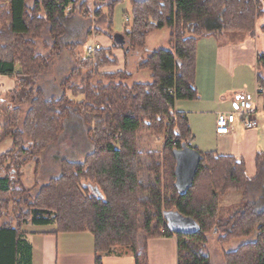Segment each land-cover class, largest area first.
I'll use <instances>...</instances> for the list:
<instances>
[{"label":"trees","instance_id":"16d2710c","mask_svg":"<svg viewBox=\"0 0 264 264\" xmlns=\"http://www.w3.org/2000/svg\"><path fill=\"white\" fill-rule=\"evenodd\" d=\"M124 1L131 13L123 32L127 42L119 45L113 14ZM94 5L93 28L112 46L94 39L102 47L93 55H76L68 75L52 82L44 77L55 59L65 50L74 53L90 37L92 21L78 19L89 0H0V86L5 89L0 92V145L12 142L0 154V217L10 216L0 224V264H32L33 246L24 229L28 224H54L53 233L91 232L96 264L125 240L136 264H149L148 240L163 235L176 236L178 264H213L207 235L215 228L222 243L255 236L226 253L225 264H264V151L257 152L256 175L250 177L243 158L198 150L187 114L176 108L178 101L200 96L195 83L198 41L229 32L254 36L257 20L264 17V0H96ZM75 23L76 37L71 38ZM163 29L170 30L171 47L150 49L149 34ZM114 49L124 51L125 69L104 71L117 65ZM138 51L146 52L138 69L150 72L151 80L129 83L128 57ZM259 58L257 94L264 110V54ZM51 83L56 91L49 92ZM71 118L81 121L92 150L82 161L60 159V175L31 199L16 174L32 160L39 165L47 149L60 142ZM144 127L156 133L168 130L169 139L163 158L153 159L150 166L167 194L153 187L152 201L140 196L144 165L138 134ZM184 144L202 159L193 184L182 192L173 151ZM228 192L241 193V199L222 206ZM173 213L197 227L174 230Z\"/></svg>","mask_w":264,"mask_h":264},{"label":"crops","instance_id":"0c3cea01","mask_svg":"<svg viewBox=\"0 0 264 264\" xmlns=\"http://www.w3.org/2000/svg\"><path fill=\"white\" fill-rule=\"evenodd\" d=\"M97 38L105 46H112L108 37L99 36ZM223 38V36L218 39L208 36L198 41L195 83L200 96L197 99L178 101L176 108L187 114L193 133L192 142L198 150L201 151V145H203L206 151L202 152L217 151L221 155L243 158L249 176L254 177L256 175V154L262 151L260 150L262 139L258 127L247 129L238 116L231 133L218 134L216 119L219 112L231 110L233 99L231 96L234 92L254 90L253 93L258 97L257 65L260 59L258 42L251 38L241 43L223 42L221 41ZM113 54L118 60L117 65L106 67L104 71L113 72L125 69L124 51L114 49ZM11 85L10 81L6 82L7 87ZM254 94L249 95L253 102L259 103V111V97L253 100ZM202 128L203 131H201ZM7 140L5 141L8 142V146L5 151L9 150L12 145L11 140ZM235 199L238 202L241 199V193L235 196ZM48 226L52 228L29 230L27 225L24 228L27 232V239L33 246L32 264H96L97 254L94 236L91 232L53 233L56 225ZM148 257L149 264H178L176 236L163 235L150 238ZM102 264H136V260L132 250L116 249L102 254Z\"/></svg>","mask_w":264,"mask_h":264},{"label":"rangeland","instance_id":"374dc122","mask_svg":"<svg viewBox=\"0 0 264 264\" xmlns=\"http://www.w3.org/2000/svg\"><path fill=\"white\" fill-rule=\"evenodd\" d=\"M95 1L96 0H89V7L84 9L83 13H81V15L79 14L80 17H78V19H81V21L83 20L92 21L91 23L92 32L90 34V37L85 39L84 42L80 45V47L76 51H74V53H71L68 50H65V52H63L61 57L55 59L51 67V70L44 77L45 81L50 80V79H51L50 81H52V80L57 79L58 77L61 78V77L68 75V73L70 72V69L74 65H76L77 56L87 55V46L92 44L94 39L97 38V34L94 30V28L96 27L94 22H96L97 18L94 15H92L95 13V5H94ZM67 12H70V11L68 10ZM130 13H131V6L128 1H124L116 5L114 14H113V30L115 33H123L125 31V29L127 28L126 16L127 14H129L130 16ZM263 22H264V17L259 18L257 20V29L255 31L254 36L247 35L246 33L229 32L223 35L224 38L221 39V41L223 42L233 41V43L235 42L241 43V42H244L245 40L248 41V38H251L252 40H257L258 42L257 46H258V51L260 55L264 54V31L261 29V25ZM76 27H77V24L75 23V27H73L74 30H71L70 32L71 38L76 37V34H74V31H76ZM101 27L102 28L105 27L104 24H102ZM170 39H171L170 30L163 29L160 31L150 33L148 40H147V44L150 49L167 48V47H171ZM145 56H146L145 51H138V52L130 53L128 57L129 70L130 72H132L133 76L128 81L129 83L148 82L151 80L150 72L138 69V64L140 63L141 59ZM262 74L264 76V68L262 69ZM0 80H1V77H0ZM76 80L79 81V79H76ZM252 82H254L253 79H252ZM4 90L5 89L2 86H0V92H3ZM50 91H56L55 84H52V83L50 84L49 92ZM253 91L246 90L245 92L253 95L254 94ZM234 93L231 96L232 98H233ZM2 94L4 93H0V95ZM256 97L257 96H255L254 94L253 100H256ZM259 102H260V107H259V111L257 112V117L259 119L258 129L260 131L261 139H262L260 150L264 151V110H263V99L260 96H259ZM258 106H259V103H257V107ZM27 108H28V105H25L23 116ZM231 110H232V104H231ZM225 112H228V111H225ZM201 131H203V128ZM168 140H169L168 130L162 133H156L144 127L142 131H140L138 134V149H139V153L142 156L141 158H142L143 165H144L142 176L140 178L141 187H142L140 196L142 200L144 201H147L150 199L151 201L153 200V195H152L153 187L154 188L158 187V190L162 193V196H165L167 194V192L164 190L163 183H161L158 186L156 175L150 172V166H151L153 159L161 160L163 158L165 143ZM203 140L205 142V138ZM7 141L3 142L0 145V154L6 150L8 146ZM209 141H206V142H209ZM91 150H92V145L88 139L87 133L81 121L78 118H75V119L71 118L67 121L66 129H65V132L60 142H58V144L56 145L50 146L47 149V151L41 156L39 165H37L34 160L25 164V166L21 168V172L16 174L17 179L20 181V185L29 189V196L31 199H33L37 195V193L40 191L43 185L47 184L53 177L60 175V172H61L60 165H59L60 159L65 158L69 160L82 161L85 158L86 154L89 153ZM201 151H206L203 145H201ZM239 194L240 193H237V192H228L222 198L221 205L228 207L236 203L237 200L235 199V196H238ZM165 200H168V198H166ZM9 218H10L9 215H6L5 217H2V218L0 217V224L6 222ZM144 220H145L144 216H141L139 225L142 226ZM49 228H52V226L34 225V224L27 225V229L29 230L30 229L44 230V229H49ZM152 228L153 229L156 228V223H153ZM161 231H163V228H161ZM142 235L144 237L145 233H142ZM207 237H208L207 238L208 239L207 251L209 255L211 256L213 264H225L226 253L232 252L236 250L237 248H239L241 245L249 241L255 240V236L254 237H242V238H234L225 243H222L219 240L220 235L217 232V228H215L213 231H210ZM128 242H129L128 240H125V241L115 243V245L111 247L110 251L112 252L116 249L117 250H125V249L132 250L133 248L131 245L128 244Z\"/></svg>","mask_w":264,"mask_h":264},{"label":"water","instance_id":"95a60500","mask_svg":"<svg viewBox=\"0 0 264 264\" xmlns=\"http://www.w3.org/2000/svg\"><path fill=\"white\" fill-rule=\"evenodd\" d=\"M114 41L116 44L124 45L127 38L123 33H115ZM173 153L176 158V185L180 191L184 192L193 184L202 155L198 150L189 148L185 144L181 149H175ZM92 191L95 194H100L98 187H92ZM169 218L170 225L174 230L192 231L197 227L190 219L181 217L176 213L170 214Z\"/></svg>","mask_w":264,"mask_h":264},{"label":"built area","instance_id":"2783aa9c","mask_svg":"<svg viewBox=\"0 0 264 264\" xmlns=\"http://www.w3.org/2000/svg\"><path fill=\"white\" fill-rule=\"evenodd\" d=\"M70 8L71 7L69 6L68 10H70ZM126 20H129L128 16L126 17ZM101 47L100 43L94 41L92 44L87 46V53L89 55H93ZM259 89H261V87H259L258 90ZM231 104V111L220 112L217 115L216 132L218 134L231 133L238 116L241 118L247 129L257 128L259 126L257 103L251 101V97L247 92H236L233 96Z\"/></svg>","mask_w":264,"mask_h":264}]
</instances>
